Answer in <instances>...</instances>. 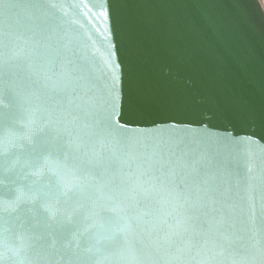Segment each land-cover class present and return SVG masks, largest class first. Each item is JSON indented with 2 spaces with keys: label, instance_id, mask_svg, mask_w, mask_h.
<instances>
[{
  "label": "water",
  "instance_id": "water-1",
  "mask_svg": "<svg viewBox=\"0 0 264 264\" xmlns=\"http://www.w3.org/2000/svg\"><path fill=\"white\" fill-rule=\"evenodd\" d=\"M242 134L264 137L261 0H0V264H264Z\"/></svg>",
  "mask_w": 264,
  "mask_h": 264
},
{
  "label": "snow or ice",
  "instance_id": "snow-or-ice-1",
  "mask_svg": "<svg viewBox=\"0 0 264 264\" xmlns=\"http://www.w3.org/2000/svg\"><path fill=\"white\" fill-rule=\"evenodd\" d=\"M49 7L55 9L56 5L52 4ZM99 31V30H97ZM109 58L105 60V66L111 69L112 65ZM116 101L117 96L114 92V86L111 93V102L109 103L108 108L104 109L101 113H99L97 118V125L103 130L106 134L112 135L120 132L128 131V126L121 122L120 113L116 111ZM238 143H262L264 144V137H257L252 134H242L239 137H235Z\"/></svg>",
  "mask_w": 264,
  "mask_h": 264
},
{
  "label": "rangeland",
  "instance_id": "rangeland-1",
  "mask_svg": "<svg viewBox=\"0 0 264 264\" xmlns=\"http://www.w3.org/2000/svg\"><path fill=\"white\" fill-rule=\"evenodd\" d=\"M261 1H262L263 5H264V0H261Z\"/></svg>",
  "mask_w": 264,
  "mask_h": 264
}]
</instances>
